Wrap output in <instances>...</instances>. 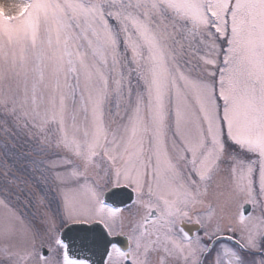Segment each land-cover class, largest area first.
Returning a JSON list of instances; mask_svg holds the SVG:
<instances>
[{
    "label": "snow or ice",
    "instance_id": "6c2138e0",
    "mask_svg": "<svg viewBox=\"0 0 264 264\" xmlns=\"http://www.w3.org/2000/svg\"><path fill=\"white\" fill-rule=\"evenodd\" d=\"M0 136V264H264V0H0Z\"/></svg>",
    "mask_w": 264,
    "mask_h": 264
},
{
    "label": "rangeland",
    "instance_id": "374dc122",
    "mask_svg": "<svg viewBox=\"0 0 264 264\" xmlns=\"http://www.w3.org/2000/svg\"><path fill=\"white\" fill-rule=\"evenodd\" d=\"M15 147H12L13 141L0 136V188L5 186L3 177V164L7 160L8 164L14 165L13 171L20 181V187L24 188L25 194L30 193L33 203L39 208L41 198L47 195V189L39 179V174L31 169L29 164L30 157L24 156L27 145L23 139L14 141ZM18 190V189H14ZM35 211L36 209H32Z\"/></svg>",
    "mask_w": 264,
    "mask_h": 264
}]
</instances>
